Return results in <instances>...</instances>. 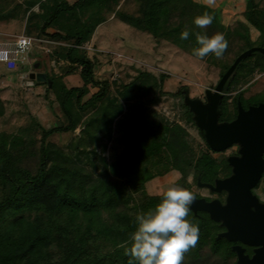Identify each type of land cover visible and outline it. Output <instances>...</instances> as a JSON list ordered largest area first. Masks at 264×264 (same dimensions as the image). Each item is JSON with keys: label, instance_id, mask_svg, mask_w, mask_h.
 I'll return each mask as SVG.
<instances>
[{"label": "trees", "instance_id": "obj_1", "mask_svg": "<svg viewBox=\"0 0 264 264\" xmlns=\"http://www.w3.org/2000/svg\"><path fill=\"white\" fill-rule=\"evenodd\" d=\"M140 1V11L134 15L116 8L120 0H24L25 33L58 41L50 50V57L56 62L66 60L69 71L80 67L82 84L68 86L63 73L47 74L51 79L48 91L57 101L59 116L65 121L47 127L37 124L42 136L35 173L22 163L23 158L32 153L24 135L0 131V264H128L129 257L123 249L135 227L134 216L137 211L153 207L160 199L158 194L136 198L131 191L132 186L152 177L143 163L148 156L159 154L172 168L178 169L175 183L181 186L188 187L185 181L188 172L195 182L202 180L201 167L218 168L215 177L230 173L227 157L218 159L213 154L216 152L211 150L198 126L206 149L194 158L185 126L169 119L154 106L165 93L183 98L187 85L166 91L167 73L139 69L132 79L120 84L116 94H111L108 80L99 79L95 74L96 56H90L82 44L91 38L96 26L107 19V14L113 12L138 29L151 33L156 42L165 38L182 48L197 46L196 32L209 36L221 33L227 46L231 40L239 38L242 43L235 58L248 47L264 46L263 0H246L243 13L247 22L260 32L256 40L250 37L249 24L239 17L223 24L218 8L194 0ZM204 12L212 16V22L201 29L192 19ZM9 15L0 10V19ZM178 16L180 21L188 17L190 25L174 22ZM185 28L189 37L182 40L179 33ZM208 56L211 61L216 59L211 53ZM234 58L221 64L220 76ZM244 68L249 73L246 74ZM254 69L264 71V54L259 51L242 58L228 77L218 106L220 119L236 115L238 100L245 107L264 102V90L245 98L239 89L232 96V109H229L228 93L248 82ZM91 87L97 89L83 99ZM1 100L0 113L3 112ZM183 105L185 119L196 125L193 112L184 102ZM77 127H80L79 133L70 142L76 149L72 155L46 140L52 133ZM88 163L95 166V172L87 168ZM214 176L210 175V182ZM217 193L223 201L225 191ZM186 218L198 226L199 232L195 245L184 253V257H188L185 264H199L204 255L223 260L236 258L233 241L224 236L216 237L224 226L208 212L188 209ZM233 264H237L236 261Z\"/></svg>", "mask_w": 264, "mask_h": 264}, {"label": "rangeland", "instance_id": "obj_2", "mask_svg": "<svg viewBox=\"0 0 264 264\" xmlns=\"http://www.w3.org/2000/svg\"><path fill=\"white\" fill-rule=\"evenodd\" d=\"M262 3L264 6V0ZM140 4V0H120L116 8L135 15L140 11ZM34 8L37 9V5L34 6ZM0 10L1 12L10 13V15L4 19H0V38L25 32L27 11L25 10L24 0H0ZM107 17L106 20L100 23L96 33L98 45H95L96 47H94L93 50H91L92 46H84H86L90 56H96V64L94 66L95 74L99 79L108 80L109 91L111 94H116V89L120 87V84L132 79L139 69H148L156 74H159L160 72L168 74V77H166L164 82V90L172 92L182 85H187L188 91L186 94L190 97H198L205 101L206 89H213L221 77V64L224 61H231L242 43V40L239 38H236L234 41L231 40L230 45L227 46V51L222 56L216 57V59L211 61L208 55L203 58L194 56L191 51L192 47L182 48L177 46L171 40L165 38L162 39V41L156 42L151 33L138 29L119 16H115L113 12L107 14ZM174 20V22H184V25L186 26L190 25L188 17H184L183 21H180L181 18L178 16ZM137 29L141 30V33H139L141 36L138 35L139 31ZM139 38V44H137V39ZM39 43L36 41L35 46L37 50H39V48L44 50V53L38 54L39 51L36 53L38 54L40 66L30 65V60L28 63L27 59H25L26 63H19L13 71H10V69L5 66L4 62L0 61V98L2 99L1 106H3V112L0 113V131L9 134L21 133L24 135L26 141H28L27 147L32 153L27 154L23 158L22 163L33 173L37 170L39 163L38 152L42 136L41 128L37 126V124L47 127L65 121L61 119L59 113L50 115L51 117L48 118L44 116L43 112L47 111L45 109V100H43L42 97H37L32 89H29L30 86L34 85L33 80L30 77V71L38 70L46 66L47 69L50 68V71L58 70V72H62V69L65 67L64 63L59 65L58 62L53 61L49 55L50 49L43 47L41 44L39 45ZM47 44H51L50 48L55 45L53 42ZM27 63L28 65L24 67L23 64ZM243 71L247 74L248 69L244 68ZM77 73L78 72H73L72 77H69L67 81L69 82V84L67 83L68 86L82 84L80 77L78 81ZM250 77L251 78L248 82L244 83L241 87L238 86L241 83L237 84L238 87L236 86V89L228 93L230 96V111L232 109L231 98L237 91H239V89H242L245 98L258 95L264 90V71L259 72L257 69H254ZM30 81L31 83H29ZM35 82L37 84L38 81ZM96 89V87H91L90 92L87 93L83 99H86L90 93ZM46 95L48 97H53V94L50 92ZM73 96H76V92L73 93ZM184 97L181 98L180 96L165 93L162 94L161 100L154 106L160 112H163L169 119L176 120L178 123L185 126L187 130V138L192 146L191 156L195 158L199 152L206 149V144L202 136L199 134L197 125L185 119V107L183 105V102L185 103ZM262 97H264V94ZM53 100L55 102L54 97ZM226 112L227 111L222 114V117L226 116ZM219 120L222 121L226 119L219 118ZM79 129L80 127H77L75 130L58 131L49 135L46 140L55 143L65 152L70 153L69 155H72L75 153L76 149L70 145V142L74 141L79 133ZM110 144L111 142L108 143V145ZM91 145L92 144H90L89 147ZM211 150L215 151L212 148ZM236 150L237 145L235 144L223 151H215L216 153L213 154L218 159H221L233 154ZM107 152L108 151H106V153ZM82 156L85 159L84 154H82ZM158 158L166 160L159 154H152L144 160L143 163L149 172L151 171V168L153 171L163 168V165L159 163ZM86 166L88 169L95 172L96 168L91 163H88ZM101 168L102 164L99 161V169ZM201 171L204 172L201 175L202 180L200 181L210 182V175L214 176L216 171H218V168L205 166L201 167ZM169 174L170 173H167V175ZM176 176H179L178 169L174 172V177ZM215 178H217V176H214L212 180L213 182ZM151 179L152 177L146 180L143 184L132 186V194L136 198L147 194H158L162 189L161 187L166 185L163 184L160 186L155 180L154 183H152ZM157 179H159V183L162 181L160 178ZM175 180L174 182H171L176 184ZM186 184L188 187H183L193 190L202 196H207V198L218 197L217 192H212L209 188L202 187L198 183V179L195 182L192 177L191 183ZM252 190L253 193H256L259 197L264 198V176ZM222 195L225 196V193ZM222 230L224 229L217 232L216 237H218V233ZM183 259L182 264H185L184 262L188 260V257H184ZM200 261L199 264H233V261H236V258L230 257L223 260L214 255H204Z\"/></svg>", "mask_w": 264, "mask_h": 264}, {"label": "water", "instance_id": "obj_3", "mask_svg": "<svg viewBox=\"0 0 264 264\" xmlns=\"http://www.w3.org/2000/svg\"><path fill=\"white\" fill-rule=\"evenodd\" d=\"M253 51L264 54V46L253 45L240 52L223 72L213 89H206V100L185 95V103L193 112L196 125L202 131L207 143L215 151H222L232 144H238V154H230L228 163L232 171L225 177H217L214 182H202L216 192L225 191V200L218 197L207 199L197 196L188 206L194 212L205 210L210 217L225 227L218 233L232 241H241L257 246L252 255L244 252V247L232 245L236 253L237 264H264V200L253 193L252 188L259 182L264 170V102L250 104L245 108L238 100V111L231 120H219V102L223 96V88L239 61ZM51 79L44 73L33 72L31 77Z\"/></svg>", "mask_w": 264, "mask_h": 264}, {"label": "clouds", "instance_id": "obj_4", "mask_svg": "<svg viewBox=\"0 0 264 264\" xmlns=\"http://www.w3.org/2000/svg\"><path fill=\"white\" fill-rule=\"evenodd\" d=\"M196 3L211 5L212 0H194ZM212 22L207 12L193 17L192 23L203 29ZM180 39L189 37L187 28L179 33ZM197 46L192 48L196 57H205L209 53L220 57L227 46L223 34L195 33ZM192 174L185 176L191 183ZM160 199L151 208L137 211L133 223L135 227L126 241L123 251L129 257L128 264H182L184 253L195 245L198 238V226L186 217L193 194L179 184H170L158 193Z\"/></svg>", "mask_w": 264, "mask_h": 264}, {"label": "crops", "instance_id": "obj_5", "mask_svg": "<svg viewBox=\"0 0 264 264\" xmlns=\"http://www.w3.org/2000/svg\"><path fill=\"white\" fill-rule=\"evenodd\" d=\"M69 1H74V0H69ZM202 4H205V3H202ZM205 5H207V4H205ZM208 6H210L212 8H218L220 10V20H221V22L223 24L227 25V24L232 22L237 17H239V18H241V19H243L244 21L247 22V20L245 19L244 15H243L244 10L246 8V0H212L211 5H208ZM248 24H249V31H250L251 39H256L257 36L260 33L259 30L255 26H253L252 24H250V23H248ZM99 25H100V23L96 26L95 30L93 31V33L91 35V38L89 40L85 41L82 44L83 47H86V46L87 47H91L92 46L91 50H93L94 47H96L95 45H98L97 44V39H96V33H97ZM138 31H139L138 35H140L139 33H141V30H138ZM36 38H38V39L34 41V44L29 49V51H28V53L26 55V59H27V62L30 60L29 61L31 63L30 65H35V66L38 65V66H40L38 54L44 53V50L42 48H39V50H37V48L35 46L36 45V41H38V43L40 41L39 45L41 44V45H43V47H46L47 49H50V50L53 48V46H52V48H50L51 44H47V43L53 42L54 44H57L59 42L55 41V40H52V39H48L46 37H36ZM123 39H124V37H123ZM139 40H140V38L137 39V44H139ZM84 45H86V46H84ZM38 51H39V53L36 54ZM53 61H55V60H53ZM57 62H58L59 65L64 63L65 67L62 69L63 70L62 72H58V70H53V71L56 72V73H60V74L63 73L64 74V80H65L66 83L69 84V82H67V81H68L69 77H72L73 72H78L77 76H78V81H79V77L81 78L80 73H79L80 67L77 68V69H72L71 71H69L68 62L66 60L60 59ZM24 63H26V62H24ZM28 63L27 64H23V66L24 67L27 66ZM49 69H47V67L45 66V67H42V68H40L38 70H34V71H30V72L31 73L40 72L41 74L44 73L46 75V77L48 78L47 74L51 72ZM13 70L14 69H12L10 71H13ZM31 78L33 80L34 85L30 86L29 89H32V91L37 95V97L38 96L42 97V99L45 100V103H46L45 104V106H46L45 109L47 111L43 112L44 116H46L48 118V117H51L50 115H54V114L60 113L59 105H58L57 101L54 102V100H53L54 96L53 97L49 96L47 98L46 94L49 92L48 88H47L49 86L47 79H42V75H41L40 79H36V78H33V77H31ZM35 81H38L37 84H36ZM81 81H82V79H81ZM18 88H19V86H18ZM158 161H159V163L161 165H163V168L158 169L157 171H153L152 168L150 167L151 168L150 173L152 174V179H151L152 183H154V180H155V181H157V184L160 185V186L163 185V184H166V185L173 184L172 182H174V180L177 178V176L174 177V172L176 171V169L172 168L171 164L168 161H166V160H162L161 158H158ZM167 173H170V174L167 175ZM157 178H160L162 181L159 183L158 182L159 179H157ZM151 185H153V184H151ZM166 185H163L161 188L165 187Z\"/></svg>", "mask_w": 264, "mask_h": 264}, {"label": "built area", "instance_id": "obj_6", "mask_svg": "<svg viewBox=\"0 0 264 264\" xmlns=\"http://www.w3.org/2000/svg\"><path fill=\"white\" fill-rule=\"evenodd\" d=\"M37 38L26 33L0 38V61L12 70L24 63L29 49ZM31 83V81L29 82Z\"/></svg>", "mask_w": 264, "mask_h": 264}, {"label": "flooded vegetation", "instance_id": "obj_7", "mask_svg": "<svg viewBox=\"0 0 264 264\" xmlns=\"http://www.w3.org/2000/svg\"><path fill=\"white\" fill-rule=\"evenodd\" d=\"M252 104H257V103H252ZM249 105H250V104H249ZM249 105H248V106H249ZM248 106H246V107L244 106V107L247 108ZM237 111H238V108H237ZM236 115H237V112H236ZM236 115H235V116H236ZM235 116H234L233 118H235ZM233 118H231V119H233ZM231 119H227V120H231ZM232 145H235V144H232ZM232 145H231V146H232ZM236 145H237V150H236L233 154H238L239 145H238V144H236ZM228 148H229V147H228ZM222 151H223V150H222ZM228 156H229V155H228ZM228 156H227V160H228ZM231 171H232V167L230 166V173H231ZM230 173H229V174H230ZM229 174H228V175H229ZM226 176H227V175H226ZM263 176H264V170H263V173H262V176H261L260 180L262 179ZM224 177H225V176H224ZM260 180H259V181H260ZM258 183H259V182H258ZM258 183H257V184H258ZM255 186H256V185H255ZM255 186H254V187H255ZM202 187H207V186H202ZM207 188H208V187H207ZM252 189H253V188H252ZM211 191H212V190H211ZM215 192H216V191H215ZM222 192H223V191H222ZM255 194H256V193H255ZM197 196H202V195L199 194V195H197ZM205 197L207 198V196H205ZM259 198H260V200H262V201L264 200V198H261V197H259ZM207 199H211V197H210V198H207ZM224 200H225V197H224ZM224 200H223V201H224ZM224 229H225V227H224ZM235 243H239V244H241V245L244 247V252L247 253V254H249V255H252L253 252H254V249L257 247V246H255V245H248V244L242 243V242L239 241V240H238V241H233L232 245L235 244ZM236 258H237V257H236Z\"/></svg>", "mask_w": 264, "mask_h": 264}]
</instances>
